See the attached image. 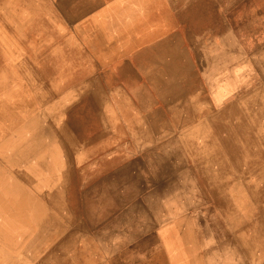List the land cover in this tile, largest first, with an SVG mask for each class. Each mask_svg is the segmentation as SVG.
Masks as SVG:
<instances>
[{"label":"rangeland","instance_id":"1","mask_svg":"<svg viewBox=\"0 0 264 264\" xmlns=\"http://www.w3.org/2000/svg\"><path fill=\"white\" fill-rule=\"evenodd\" d=\"M0 102V264H264V0H0Z\"/></svg>","mask_w":264,"mask_h":264},{"label":"crops","instance_id":"2","mask_svg":"<svg viewBox=\"0 0 264 264\" xmlns=\"http://www.w3.org/2000/svg\"><path fill=\"white\" fill-rule=\"evenodd\" d=\"M87 39H88V38H87ZM82 44L85 45V42H83ZM87 55H88V56H92L97 62L100 61V57H99L100 55H98V54H97V55H96V54L93 55L92 53H88ZM127 57L130 58L129 55H127ZM119 61H120V60H119ZM107 67H108V66H107ZM107 67H105V68H101V69H98V73L108 72V71L105 70ZM75 73H76V72H75ZM109 73H113V72H109Z\"/></svg>","mask_w":264,"mask_h":264},{"label":"bare ground","instance_id":"3","mask_svg":"<svg viewBox=\"0 0 264 264\" xmlns=\"http://www.w3.org/2000/svg\"><path fill=\"white\" fill-rule=\"evenodd\" d=\"M2 51V50H1ZM26 91H27V89H26ZM228 97V96H227ZM20 101V100H19ZM104 101V100H103ZM13 102V101H12ZM1 103V102H0ZM22 104V103H21ZM7 105V104H6ZM3 130V129H2ZM86 183V182H85ZM194 200V199H193ZM170 210V209H169ZM175 238V237H174ZM172 240V239H171ZM138 245V244H137ZM137 245H135V247L137 246ZM139 248V247H138ZM130 252V251H129ZM143 254V253H142ZM164 254V253H163ZM142 258V257H141ZM169 258V257H168ZM140 259V258H139ZM168 260V259H167ZM126 264V263H125ZM137 264V263H136Z\"/></svg>","mask_w":264,"mask_h":264}]
</instances>
